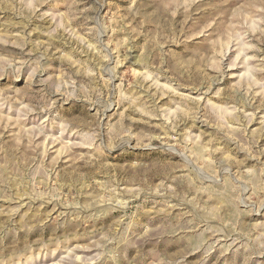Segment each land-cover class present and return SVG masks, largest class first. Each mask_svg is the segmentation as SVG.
Instances as JSON below:
<instances>
[{
	"label": "rangeland",
	"instance_id": "374dc122",
	"mask_svg": "<svg viewBox=\"0 0 264 264\" xmlns=\"http://www.w3.org/2000/svg\"><path fill=\"white\" fill-rule=\"evenodd\" d=\"M0 264H264V0H0Z\"/></svg>",
	"mask_w": 264,
	"mask_h": 264
}]
</instances>
